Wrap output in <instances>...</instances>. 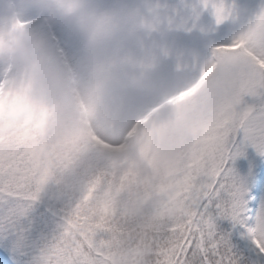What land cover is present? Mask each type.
Returning a JSON list of instances; mask_svg holds the SVG:
<instances>
[{"label":"snow or ice","instance_id":"snow-or-ice-1","mask_svg":"<svg viewBox=\"0 0 264 264\" xmlns=\"http://www.w3.org/2000/svg\"><path fill=\"white\" fill-rule=\"evenodd\" d=\"M25 29L49 51L0 62V264H264V0L0 4V39ZM102 42L164 85L119 131L97 76L72 109L50 87Z\"/></svg>","mask_w":264,"mask_h":264},{"label":"rangeland","instance_id":"rangeland-1","mask_svg":"<svg viewBox=\"0 0 264 264\" xmlns=\"http://www.w3.org/2000/svg\"><path fill=\"white\" fill-rule=\"evenodd\" d=\"M15 3L17 5V0H15ZM35 6L36 5L29 6L25 10L17 7V10L20 12H29L33 10ZM46 21L54 25L57 23V17ZM84 23L83 37L87 40L91 35L93 25L90 20ZM32 34L35 35L34 33ZM38 38L45 43L46 49L44 54H47L49 51L47 42L43 37ZM112 51L113 50L107 43H99L86 50L79 66L71 77H67L58 66L51 69L48 72V76L51 79L50 87L52 91L61 94V98L64 100L65 106L68 109L73 108V90H78L81 94L86 95L85 85L87 81L94 75L97 76L104 83L105 94L111 97V106L113 108H119L122 111L120 119L115 121V127L117 131H119L121 121L130 118L129 113L134 114L144 99L154 95L164 85L163 81L158 79L155 73L148 75L139 72V64L142 61H138L134 57L130 58L129 62L123 66L120 71L110 70L106 65L109 57L112 55ZM134 51L138 55H141L143 53V48L136 47ZM125 81H127V83H125ZM97 128L101 135L108 138L113 137L112 131L102 123L97 125ZM157 159L158 162L163 163L162 157H158ZM124 165L129 169L135 168L145 175L149 174L151 171L148 163L141 158L135 148L127 154Z\"/></svg>","mask_w":264,"mask_h":264},{"label":"clouds","instance_id":"clouds-1","mask_svg":"<svg viewBox=\"0 0 264 264\" xmlns=\"http://www.w3.org/2000/svg\"><path fill=\"white\" fill-rule=\"evenodd\" d=\"M5 0H0L3 4ZM42 0H17V7L22 10L29 6L38 5ZM56 16L49 13L46 20H52ZM46 49L45 43L28 30L17 31L12 38L0 39V62H7L15 58L16 62L30 61L36 65L37 58L44 54Z\"/></svg>","mask_w":264,"mask_h":264}]
</instances>
